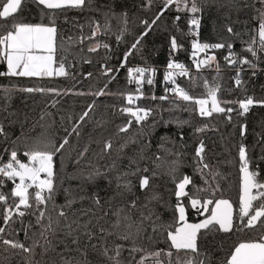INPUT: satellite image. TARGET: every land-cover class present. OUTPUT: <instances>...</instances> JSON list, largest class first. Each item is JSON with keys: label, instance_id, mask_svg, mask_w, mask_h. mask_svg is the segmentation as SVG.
<instances>
[{"label": "snow or ice", "instance_id": "obj_1", "mask_svg": "<svg viewBox=\"0 0 264 264\" xmlns=\"http://www.w3.org/2000/svg\"><path fill=\"white\" fill-rule=\"evenodd\" d=\"M37 5H42L43 9L49 10L47 13L48 22L27 23L16 19V14L21 9L22 0H2L0 2V20H12L11 25L0 24V62H6L7 71L0 72V76L13 77H53V76H69L68 68L73 66V62L69 61L67 66L65 61L68 60L69 49L74 45H83L84 42L94 41L97 34L101 32V25L99 22L92 21L89 24L91 34L85 35L83 32V25H80V35L77 38L69 36L67 40L60 37L58 44V27L56 23V13L58 10L66 9H83L86 4H91V0H34ZM207 2V0H203ZM154 0H146L145 7L150 10ZM249 6V0H227V5L239 8L240 4ZM258 3L261 7L256 9L258 13L253 19L258 21V26L253 28L252 35L249 41L246 42L244 52L250 54L252 59L247 56H239L233 52V44L231 43H200L198 39L192 41V61L196 74L184 63L176 62L169 59L167 67L164 72L165 94L156 97L154 94L150 97L152 100H159L161 102L167 101L170 105L168 109L157 107H140L136 104L137 101L144 98L143 85L154 84V77L157 69L154 67H128L127 75L128 82L136 84L135 93H119L123 96L127 104L119 108L121 114H126L130 118L127 122L118 127L117 134H129L133 124L137 126L136 132L128 135V138L119 145L117 151L123 152L129 144H140L141 141L137 139L138 136H145V127L155 129L158 121L155 119L157 111L159 110L160 120L163 121V111H173L181 107V102L184 104L183 111H190L198 113L200 117H212L214 113L225 114L227 119L231 121V113L233 108H225L224 103H233L229 101H221L218 99L220 85L213 82L210 83L207 79L202 78L199 73L202 66L210 67V61H216L215 55L207 56L205 59H198L197 53L205 52L209 49H224L227 48L228 54L224 56L225 62L229 66H243L248 65L251 69L257 68V62L260 60V54L264 53V0H253V5ZM175 7L176 12L187 11L191 13L188 23L191 28L198 30L200 27V19L196 16L202 11V5L198 4L197 0H162V7L155 14L154 18L149 22L148 19L141 21L143 31L135 37L134 42L131 43L128 51L124 53V59L120 64V68L125 67L128 57L134 51H139L141 42L144 37L153 30L154 26H158L157 22L161 20L164 13L172 10ZM42 11V15L45 13ZM105 24L103 30L105 33L111 30V21L108 13H105ZM111 19H117L121 25L118 34H116L117 42L124 39L125 34L128 33V16L127 13L119 14L112 13ZM181 19L180 15L175 17V21ZM174 21V23H175ZM67 22V21H66ZM226 30L230 34L233 32V27L225 25ZM7 28V31L4 29ZM238 35V34H237ZM100 47L109 49V44H100L99 42L90 43L87 46V52H97ZM182 45L178 44L177 38L171 36L170 38V55L171 52L179 50ZM83 52L84 48L81 47ZM59 52V59L57 54ZM107 59V58H106ZM84 63H91L90 60H83ZM101 75L107 77L104 86L93 92L75 91L72 89H57V88H43V87H25L15 89V86L2 88L4 99H10L11 94L15 90L26 93H51L59 97L62 95H92L94 97H101L105 95H117L108 91V85L112 83L115 76L112 73L118 72L119 69H113L106 63L101 65ZM215 71L217 76L220 74V65L216 63ZM93 73L88 72L85 78L92 77ZM255 75V72H253ZM176 77L189 78L191 86L197 87L200 80L203 81V88L205 93L200 97L192 95L188 90L177 83ZM75 79V76H73ZM235 84L240 86L242 81L239 76V71L235 78ZM171 85V87H169ZM171 96V98H170ZM57 101H53L52 107H55ZM238 103V115H244L249 112L250 107L255 104L264 105V99L256 100L252 96H245L244 99L235 101ZM96 101L87 105L78 117V120L72 124L71 131L67 128L64 131L67 133L62 138V142L58 145L55 138L47 133V129L55 124L53 119L50 124H41L40 127L44 129L37 136L32 137L21 132V136L12 141L13 145H17V141L23 137V156L27 158L23 161L18 153L20 146L13 147L10 151L5 148V153H8V159L5 162L3 156H0V204L4 205L2 220L5 226H10L15 223L13 219L23 218L26 214L35 217V226L28 222L24 225V221L20 219L23 225L21 229H12L8 231V235L14 233L18 235L19 231H23L25 239H32L31 245H26L19 239L5 238L6 227L0 226V245L4 246V251L20 250L23 253H28L29 257L35 255L36 248L42 250V255L47 254L49 250L56 251L58 244H63V249L56 252L59 257L58 261H53V264H207L210 260L207 253L201 252L198 243L202 234L212 231L222 232L225 234H232L235 232H243L246 229L261 230L258 238L241 240L236 243L232 250L225 256L222 264H264V178L261 177V169L259 165L251 167L252 161L248 155V149L245 144L240 143L238 149L239 157V200L234 207L233 202L229 199L223 198L222 188L218 176L222 177L219 170H213L212 166L207 162L205 156L206 145L201 140L195 150L193 157L194 170L203 181V187L194 183L192 176L182 174L178 178L180 168L183 166L181 157L184 155L180 152H173L172 149L164 147L165 141H170L169 137L162 136L160 148L169 156H174L172 160H167L156 153L151 157L145 155L150 143L142 145L139 150V160H150L151 169L147 166L141 168L138 160L129 158L128 170L120 172L116 175L117 189H124L131 192L136 186L128 177H136L139 175V188L142 191H149L150 195L145 197L146 202L137 209V199L127 202V208L137 209L139 218L133 219L130 212L126 211L125 207L112 208V201L115 196L102 198L99 191H93L91 195L79 196L80 201L90 200L95 206L93 208L72 209V205L76 203V197L71 196L69 189L65 188L66 196L65 203L57 205L55 196L57 194L56 185V171L54 164V157L57 154L62 155L63 150L69 145V138L75 134L77 139L81 135V125L86 123V118L89 113L95 108ZM48 116L51 117L50 112H41L40 119ZM152 123L148 124L149 119ZM61 121L64 117H60ZM68 119L71 121L72 117ZM175 122L178 125L188 123V121H164V125ZM98 125H102L101 121H97ZM205 128L207 125L204 126ZM35 125H33L34 130ZM204 128H197V132L203 131ZM31 131V130H30ZM246 132V125L241 126L240 135L243 138ZM9 133L5 131L3 122H0V136L5 139L8 138ZM181 140L183 136L181 135ZM183 146V145H182ZM113 150L112 139H107L103 143V147L98 155L103 156L111 153ZM89 151V146L85 145L82 151L78 153L75 163L80 164L85 159ZM264 159V157H261ZM135 165V168L132 166ZM164 165L167 168L164 172L161 170ZM91 166V165H90ZM116 165L113 163L106 171L101 172L99 168L88 173L87 179L93 181L94 178L103 177L108 180L111 185L112 180L108 173L115 169ZM150 173V174H149ZM167 175L172 183L175 185L174 196L176 202L174 205L165 204V207H171L173 210V221L167 225L158 224L160 219L155 210L149 205L153 202H160L161 195L154 190L151 182L159 175ZM18 180V182H17ZM6 181H11L13 187L10 192L3 191ZM62 183V182H61ZM192 190H189V186ZM30 189L34 191L30 192ZM221 193L217 197V193ZM201 193H206V196H201ZM118 195L121 193H117ZM9 197L12 198L13 203L9 204ZM187 198V204L185 203ZM102 199L104 203H102ZM105 204L108 205L105 208ZM51 205V208H49ZM194 209L198 216L204 218L197 223H190L187 219L188 208ZM147 208L148 212L145 214L143 209ZM32 209L31 212H28ZM103 210L102 214L98 215V211ZM54 213V215H53ZM111 215L114 219L109 220ZM156 219H153V216ZM103 221V223H101ZM145 221H150L152 232L156 233L158 229L163 228L166 232V241L168 243L167 250L157 249L152 252H147L137 241L143 238L146 232ZM107 225V226H106ZM33 227H38V232H33L32 237L29 236V230ZM58 230L63 234V239H58L54 244L50 237H56ZM36 237V238H33ZM148 240H152V236H148ZM127 252V257L124 253ZM64 253H74L66 256ZM184 254L186 259L181 257ZM16 254V253H13ZM90 254H94V258L90 259ZM137 254L139 258L137 259ZM165 259H161V257ZM203 257V259H198ZM7 259V257H5ZM26 264H33L29 258ZM36 264H39L37 261Z\"/></svg>", "mask_w": 264, "mask_h": 264}, {"label": "trees", "instance_id": "obj_2", "mask_svg": "<svg viewBox=\"0 0 264 264\" xmlns=\"http://www.w3.org/2000/svg\"><path fill=\"white\" fill-rule=\"evenodd\" d=\"M2 2V0H0ZM198 4L202 5V11L197 13L196 16L200 19V40L202 43H231L233 44V52L239 56H247L252 59L249 53L244 52L246 42L249 41L250 36L253 34L252 29L258 26V21L253 19L257 16V8L261 6L258 3L253 5V0H249V6L240 4L239 8L225 6L227 0H197ZM146 0H91V4H86L83 9H66L58 10L56 13V23L58 27V44L60 37L65 40L69 36L74 38L80 35V25H83V32L85 35L91 34L89 24L92 21L99 22L101 25V32H99L94 41H85L83 45H74L69 49L68 60L65 61L67 66L69 61L73 62V66L68 68L69 76H53V77H13V76H0V89L15 86V89L25 87H43V88H57V89H72L75 86V91L93 92L102 88L107 77L101 75V65L107 64L113 69H119L118 72H113L112 75L115 79L108 85V91L117 95H105L101 97H94L92 95H62L55 96L51 93H26L19 90L13 91L10 99H4L3 92L0 91V122H3L5 131L9 133L8 138L5 139L0 136V156H3L4 161L8 159L9 151L15 147L20 146L18 155L26 162L27 158L23 156V137L17 141V145H13L12 141L21 136V132L25 135L35 137L44 129L40 127L41 124L47 125L55 120V124L47 129V133L55 138L57 145L62 142V138L67 135L64 131L67 128L71 131L72 124H74L79 115L87 109V105L96 101L95 108L89 113L86 118V123L81 125V135L79 139L73 134L69 138V145L63 150V154H57L54 157L55 171H56V185L57 194L55 202L57 205L65 203L66 196L64 189L67 188L71 192L68 198L76 197V203L72 205L73 210L80 208H93L95 206L90 200L80 201L79 196L91 195L93 191H99L102 198L115 196L112 201V208L125 207L126 211L130 212L133 219L139 218L137 209L146 202L145 197L150 195V192L142 191L139 184V175L136 177H128L136 185L131 192L124 189H117L116 175L120 172L127 171L129 165V158L138 160L141 168L147 166L151 169L152 165L150 160H139V150L142 145L150 143L151 147L145 152V155L151 157L156 153L167 160H172L175 157L169 156L161 148V137L166 136L170 141H165L164 147L172 149L173 152H180L184 155L181 157L183 166L180 168L178 178L182 174L192 176L196 185L203 187V181L200 176L195 173L193 157L195 150L202 140L206 145L205 156L207 162L212 166L213 170H219L222 174L216 179L222 188L223 198L229 199L233 202L234 207L238 204L239 200V157L238 149L240 143L246 145L248 155L252 161L251 167L259 165L261 169V177L264 178V105L255 104L250 107L248 113L238 115L239 105L234 103L245 98V96H252L256 100L264 99V53L260 54L261 58L257 62V68L251 69L248 65L239 67L229 66L224 56L228 54L227 48L224 49H209L201 53L202 57L215 55L216 61H210V67H202L199 75L207 79L210 83H217L220 85L218 93L219 100L229 101L233 103L222 104L225 108L231 107L234 111L231 113L232 119L229 121L225 114L214 113L212 117L203 118L198 113L183 111L184 104L181 102V107L173 111H163V121L160 120V112L157 111L155 119L158 121L156 128L145 127L144 131L147 133L145 136H138L137 139L141 141L140 144H129L124 151L118 152L117 149L123 143L128 135L136 132L137 126L133 124L129 134H117L118 127L125 124L130 118L126 114H121L119 108L127 104L126 99L119 93H135L136 84L128 82L127 68L136 65L145 67H154L157 69L154 77V84L143 85L144 98L137 101L136 104L140 107H157L168 109L170 107L167 101L161 102L158 99L152 100L150 97L154 94L156 97L165 94L164 72L169 59L184 63L195 75L196 71L193 66L191 57L192 53V39L194 37V28H191L188 23L191 13L176 12L173 6L172 10L164 13L161 20L157 22L158 26H154L153 30L144 37L141 42L139 51H134L128 57L125 67L120 68V64L124 59V53L128 51L131 43L134 42L144 29L141 21L154 18L155 14L162 7V0H154L150 10L145 7ZM42 5H37L34 0H22L21 9L16 14V19L22 20L27 23H40L48 22L47 13L49 10L43 9L45 13L42 15ZM127 13L128 16V33L122 41L117 42L116 34H118L121 25L117 19H111L112 13H116L119 17L121 13ZM105 13H108L111 21V30L107 33L103 30L105 24ZM180 15L181 19L175 21V17ZM67 21V22H66ZM175 21V23H174ZM12 20H0V24L11 25ZM231 25L235 34L227 32L225 25ZM8 29L5 28L4 31ZM2 34V33H0ZM238 34V35H237ZM175 36L178 44L182 45L179 50L171 52L170 55V38ZM99 42L101 45L104 43L109 44V49L100 47L97 52H87V46L90 43ZM83 47L84 51L81 52L80 48ZM59 59V52L57 54ZM107 58V59H106ZM90 60L91 63H84L83 60ZM216 63L220 65V74L217 76L215 71ZM6 62H0V72H6ZM242 81L240 86L235 84L237 72ZM88 72L93 75L90 78H85ZM255 72V75H253ZM75 76V79H73ZM177 83L188 90L196 97L202 96L205 93L203 88V81L198 82L197 87H192L187 77H176ZM171 87V85H169ZM171 98V96H170ZM53 101H57L55 107H52ZM52 113L51 117L46 116L44 120L40 119L41 112ZM63 116L64 120L61 121L60 117ZM71 116L70 121L68 117ZM188 121L183 125H178L175 122L164 125V121ZM97 121H101L102 125H98ZM152 123L150 118L148 124ZM33 125H35L34 130ZM207 125L205 128L204 126ZM246 125L245 136L242 138L240 135L241 126ZM197 128H204L203 131L197 132ZM31 130V131H30ZM181 135L183 140H181ZM112 139L113 150L107 155L100 156L103 143L107 139ZM85 145L89 146V151L84 160L80 164H76L78 153L83 150ZM183 145V146H182ZM115 163L116 167L108 173L109 178L112 180L109 185L108 180L103 177L94 178L93 181L87 179L88 173L99 168L101 172L106 171L111 165ZM91 165V166H90ZM135 168V165L132 166ZM167 165L159 170L164 172ZM150 174V173H149ZM62 182V183H61ZM151 184L154 190L158 192L162 199L160 202L153 201L149 207L154 209L160 219L158 224L167 225L173 221V210L171 207H165V204L174 205L176 197L174 196L175 185L172 183L167 175H159ZM12 188V182L6 181L3 191L8 193ZM192 190V186H189ZM121 193V194H117ZM201 196H206V193H201ZM221 193H217L219 197ZM137 199V209L127 208V202ZM104 203V200L101 201ZM9 204L13 203L11 197L8 200ZM187 204V198H185ZM108 205L105 204V208ZM51 208V205H49ZM4 205L0 204V226L6 227L5 238L19 239L26 245H31L32 239H25L23 231H19L18 235H8V231L12 229H21L23 225L20 219L24 221V225L31 222L34 226L36 224L35 217L26 214L23 218L17 219L15 223L10 226L3 224ZM29 209L28 212H31ZM103 210L98 211V215L102 214ZM147 214L148 209H143ZM54 215V213H53ZM203 216H198L194 209L188 208L187 219L188 222L197 223L202 220ZM109 220L114 219L111 215ZM156 219V216H153ZM103 223V221H101ZM107 226V225H106ZM146 232L143 238L139 239L137 243L142 246L147 252H152L157 249L167 250L168 243L166 241V232L163 228L157 230L156 233L152 232L150 221H145ZM38 227H33L29 230V236L32 237L33 232H38ZM261 230L246 229L243 232H235L232 234H225L222 232L212 231L202 234L198 243L201 252L207 253L210 260L207 264H222L225 256L232 250L233 246L241 240L258 238ZM148 236H152V240H148ZM36 238V237H33ZM53 243L56 244L58 239H63V234L58 230L56 237H50ZM63 249V244H58L56 251H51L42 255V250L36 248L35 255L29 257L28 253H23L20 250L4 251V246L0 245V264H26L27 259H31L33 264L38 261L39 264H53V261H58L59 257L56 252ZM16 253V254H13ZM66 256L74 253H64ZM127 252L124 256L127 257ZM7 257V259H5ZM181 257L186 259L183 253ZM94 258V254H90V259ZM139 254H137V259ZM161 259H165L163 256ZM203 259V257H198ZM148 264H152L151 261Z\"/></svg>", "mask_w": 264, "mask_h": 264}, {"label": "built area", "instance_id": "obj_3", "mask_svg": "<svg viewBox=\"0 0 264 264\" xmlns=\"http://www.w3.org/2000/svg\"><path fill=\"white\" fill-rule=\"evenodd\" d=\"M199 33H200V27H199V30H198V36L196 35V29L194 28V37H193V39H192V41L194 40V39H198V41L200 42V43H202L201 42V40H200V35H199ZM201 53L202 52H199V53H197V58L198 59H201ZM213 55V54H212ZM205 58V57H204ZM176 62H178V61H176ZM181 63V62H180ZM187 66V65H186ZM133 67H145V66H139V65H136V66H133ZM167 67V66H166ZM166 67H165V69H166ZM188 67V66H187ZM17 182H18V180H17ZM14 185H13V183H12V187H13ZM30 192H32V191H34V189H30L29 190Z\"/></svg>", "mask_w": 264, "mask_h": 264}, {"label": "water", "instance_id": "obj_4", "mask_svg": "<svg viewBox=\"0 0 264 264\" xmlns=\"http://www.w3.org/2000/svg\"><path fill=\"white\" fill-rule=\"evenodd\" d=\"M201 59H205L204 57H201ZM202 67H206V66H202ZM218 99H219V97H218ZM223 106V105H222ZM224 107V106H223Z\"/></svg>", "mask_w": 264, "mask_h": 264}, {"label": "rangeland", "instance_id": "obj_5", "mask_svg": "<svg viewBox=\"0 0 264 264\" xmlns=\"http://www.w3.org/2000/svg\"><path fill=\"white\" fill-rule=\"evenodd\" d=\"M6 69H7V65H6ZM191 223V222H190Z\"/></svg>", "mask_w": 264, "mask_h": 264}]
</instances>
